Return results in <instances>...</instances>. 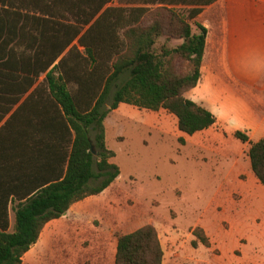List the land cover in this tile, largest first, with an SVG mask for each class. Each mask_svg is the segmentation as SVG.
Wrapping results in <instances>:
<instances>
[{"label": "trees", "instance_id": "1", "mask_svg": "<svg viewBox=\"0 0 264 264\" xmlns=\"http://www.w3.org/2000/svg\"><path fill=\"white\" fill-rule=\"evenodd\" d=\"M114 1L0 0V123L29 93L18 110L28 120L26 151L21 161L0 151V264H22L50 221L120 176L105 131L120 104L165 110L188 135L216 124L186 94L198 86L206 48L207 29L196 19L218 0H141L142 6L126 7ZM154 5L164 7L180 44H158L165 27ZM179 64H186L185 73ZM11 90L18 94L9 103ZM234 136L250 145L252 171L264 185V138L253 143L242 132ZM193 235V246L210 247L203 229ZM163 261L153 225L117 236L115 264Z\"/></svg>", "mask_w": 264, "mask_h": 264}, {"label": "rangeland", "instance_id": "2", "mask_svg": "<svg viewBox=\"0 0 264 264\" xmlns=\"http://www.w3.org/2000/svg\"><path fill=\"white\" fill-rule=\"evenodd\" d=\"M142 4L141 0L113 3L118 7ZM150 8L160 10L158 20L165 27L158 44H180L161 9L164 7ZM179 12L187 15L185 9ZM152 20V15L146 18L145 25ZM196 20L203 22L200 16ZM73 45L78 46V41ZM177 70L185 73L186 64H179ZM209 79L186 97L214 112ZM235 129L227 122L211 129L210 135L207 131L188 135L178 129L177 118L165 110L152 112L120 104L105 121L106 146L115 154L111 162L120 168V176L103 193L77 206L78 215H69L70 221L81 224V234L52 235L54 228L46 227L33 247L29 264H91L92 255L112 252L111 243L118 235L146 225H153L160 235L163 264H264V185L245 179V172L255 176L244 149L248 144L234 136ZM5 141L3 129V150ZM10 221L12 225V211ZM203 223L212 225L216 241L208 247L212 249L193 246V229ZM62 226L57 223L55 229ZM170 234L181 244L174 263H169L173 256ZM103 243L107 246L105 254L99 251Z\"/></svg>", "mask_w": 264, "mask_h": 264}, {"label": "crops", "instance_id": "3", "mask_svg": "<svg viewBox=\"0 0 264 264\" xmlns=\"http://www.w3.org/2000/svg\"><path fill=\"white\" fill-rule=\"evenodd\" d=\"M204 9L206 10H203L199 15L203 22L199 23L206 27L208 33L201 68L202 76L198 86H201L204 80L209 83V77H211L213 95L211 105L215 110L212 113L217 120L213 127L204 131H207L210 135L213 133L211 129L226 126L229 122L236 126L235 133L243 131L251 142L253 140L260 141L264 138V0H218ZM17 94V91L11 90L8 92V96H5V99L12 103ZM28 96L29 93L23 96L15 105H12L10 111L0 123V130L3 126L5 128L7 140L5 141L7 145L4 144V150L0 148V151L3 154L4 151H8L9 154H12L11 151H13L18 161H21L26 151L24 147L27 146L28 122L26 112H18V110ZM248 145L247 148H244L247 151L249 150ZM246 156L248 157L247 154ZM14 171H18L16 167ZM245 173V179L248 178L255 183L259 181L256 177L254 179L249 172ZM85 200L74 204L64 216L50 221L44 229L46 227L54 228L52 235L62 234L66 236L68 234L72 236L81 234V232H78L81 224L70 221L69 215H78L79 212L75 213V210L80 211L77 206ZM64 221H66L65 224ZM57 223L63 224L61 230L55 229ZM198 227L204 230L211 246L216 244L212 225L203 223L195 226V228ZM42 234L43 231L41 236ZM177 238L170 234L169 239L173 245L171 247L173 256L172 260L169 259V263H174L180 256L181 244H178ZM38 243L39 241L35 246ZM111 244V253L101 257L94 256V258L92 255L89 260L90 263L115 264L117 238ZM208 249H212V247ZM32 251L33 247L24 255L22 264H29L32 261L34 255ZM99 251L101 254L106 253V243L100 245ZM99 260H101L100 263H98Z\"/></svg>", "mask_w": 264, "mask_h": 264}]
</instances>
